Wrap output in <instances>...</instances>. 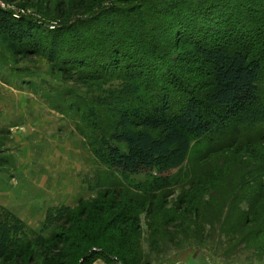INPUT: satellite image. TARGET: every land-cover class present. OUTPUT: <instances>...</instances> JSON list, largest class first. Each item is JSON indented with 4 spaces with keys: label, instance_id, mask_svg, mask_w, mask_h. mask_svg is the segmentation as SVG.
Returning <instances> with one entry per match:
<instances>
[{
    "label": "trees",
    "instance_id": "trees-1",
    "mask_svg": "<svg viewBox=\"0 0 264 264\" xmlns=\"http://www.w3.org/2000/svg\"><path fill=\"white\" fill-rule=\"evenodd\" d=\"M100 2L85 0V6H79L78 10L85 13L83 11L87 12ZM131 2L122 10L101 9L91 19L78 21L76 26L46 33L41 32L33 21L14 18L10 12L0 9V38L17 59L41 54L68 75L75 68L79 71L88 69L91 76L114 74L121 77V93L127 99L122 102L113 94L101 102L100 106L108 107L113 120L111 129L106 133L94 130L95 133L87 136L88 146L95 160L112 175H117L121 182L129 183L132 177L155 173L156 177L147 185L131 186L135 191L143 192L142 199L149 203L164 196L156 193L168 189V173L186 163L193 143L217 142L212 149L221 154L235 148L228 152L233 159L232 166H226L228 159L221 157L223 168L208 165V169L203 168L204 172L196 171L190 189L178 199L182 210L178 207L170 212L168 220L164 216L163 226L159 229L166 235L163 229L180 221L175 227V237L192 236V230H199L200 224L213 228L215 221L222 219L221 225L228 237L239 238L238 243H245L249 249H264V0H219L218 4L211 3L217 6L212 8L213 12L219 11L217 16L208 12L206 19L191 24L195 26L193 30L204 28L197 30L205 35L207 47L196 44L192 53L202 60L208 83L202 96H190L185 92L182 102L172 99L168 87V84L180 85L170 76V69L177 65L180 57L168 56L165 49L155 44L158 39L152 35L155 26L149 23L159 24V21H151L150 12L175 16L174 9L180 10L186 4L179 6L176 0ZM188 3L186 13L192 8L202 10L207 7L199 0H188ZM141 10L146 12L149 26L139 17ZM90 27H93L91 33L95 38L86 40L88 38L82 30ZM134 27L148 28L141 37L145 46L150 45L143 53L149 59L140 66L132 65L125 57L131 54L128 47H132L129 44L132 38L140 37L138 33L135 37L126 34L125 29ZM183 28L184 25L179 24L174 34L180 31V37L186 35L187 30ZM118 32L121 34L116 37ZM45 41H48L46 47ZM88 43L93 45L86 47ZM77 44L82 47L80 52L75 47ZM175 44L174 50L180 51L183 45L177 41ZM243 148L258 154L248 158L249 161L254 159V166L248 167L247 161L235 159L234 152ZM223 174L229 177L228 181L219 179ZM204 193L209 199L205 204L202 203ZM121 194L112 191L111 194H101L93 203L80 202L76 208L65 207L49 212L43 230L52 225L58 227L47 239L39 236L28 239L21 232L22 222L12 219V223L8 216H2L0 263L15 261V264H25L33 261L38 253L43 257L49 251L58 250L59 255L55 254V257L65 264H79L80 261L87 264L95 257L108 259L112 264H140L124 235L134 227L136 216L129 208L125 217L115 214L118 207L124 208V203L119 202ZM241 196L247 198V210L232 207ZM231 200L235 202L230 205ZM228 204L230 207L226 212L225 205ZM108 210L113 214L102 223ZM198 212L203 218L201 222V216L196 215ZM99 222L100 232L90 236L88 226ZM66 226L71 229L65 230ZM163 238L167 243L169 237ZM69 253L71 256H67ZM50 261L51 264L57 262L52 257Z\"/></svg>",
    "mask_w": 264,
    "mask_h": 264
},
{
    "label": "rangeland",
    "instance_id": "rangeland-1",
    "mask_svg": "<svg viewBox=\"0 0 264 264\" xmlns=\"http://www.w3.org/2000/svg\"><path fill=\"white\" fill-rule=\"evenodd\" d=\"M176 1L179 6L184 3L186 5L180 10L174 9L175 16L171 13L164 15L150 12L151 21H159L158 26L149 23L144 10L140 11L139 17L145 19L147 25L149 23L155 26L152 35L159 40L154 42L165 49L164 53L180 57L177 65L170 69L172 80H178L180 85L168 84V87L172 91V99L182 102L185 92L190 96H202L208 83L204 77L206 69L202 60L192 53V47L196 44L207 47L206 38L203 37L205 35L198 31L204 28L193 30L195 26L191 24L199 19H206L208 12L211 14L212 8H217L211 3L218 4L219 0H199L207 7L202 10L192 8L188 13L184 11L186 7L189 8L188 0ZM84 2L85 0H0V4L4 5V8L0 5V9L10 12L14 18L33 21L41 32L46 33L57 30L60 32L65 26H76L78 21L91 19L101 9L122 10L132 4L131 0H101L82 13L78 8L84 7ZM218 13L216 10L212 14L217 16ZM179 24H183V29L187 30V34L182 37L180 31L174 34ZM93 27L82 30L88 38L86 40L95 38L94 33H91ZM147 27L143 30L139 27L125 29L126 34L134 37L137 33L140 35L128 42L132 46L128 47L131 54L125 57L132 65L140 66L149 59L143 53L148 51L150 45L145 46L141 37V33L147 32ZM121 32L114 34L119 37ZM176 41L183 45L180 51L174 50ZM45 43L46 41L43 43L46 47L48 41ZM141 44L144 47H140ZM85 45L84 43L83 46ZM87 45L86 47H90L93 44ZM75 47L80 52L81 45L77 44ZM103 75L91 76L88 69L79 71L75 68L68 75L67 72L59 71L55 63L41 54L17 59L6 49L0 38V218L8 216L12 223V219L22 222L24 225L21 232L28 239L34 240L38 236L47 239L58 227L52 225L43 230L49 212L65 207L76 208L80 202L93 203L101 194L116 191L122 193L119 202L124 203V208L118 207L115 214L125 217L129 208L136 216L134 227L124 235L130 250L136 252L134 257L139 259L140 264H264V249H249L245 243H238L239 238L234 240L228 237L223 231L222 219L216 220L213 228L200 224L199 230H192V236L175 237V227L180 221L163 229L166 230V235L159 229L163 226L164 216L168 220L170 212L178 207L182 210L183 206L178 203V199L190 189L196 171L204 172L208 165L223 168L220 165L221 157L228 159L226 166H232L233 159L228 152H233L235 148L221 154L212 149L217 142L193 143L186 163L180 169L168 173L170 185L163 191L165 193L158 190L156 195L164 196L153 203L143 200L144 193L135 191L131 186L147 185L156 177L155 173L132 177L129 183H124L95 160L89 149L87 136L95 133L94 130L109 132L113 122L108 107H101V102L113 94L114 98L119 96L122 102L127 99L121 93V77L114 74ZM212 152L216 154L206 159ZM234 154L235 159L247 161L248 167L255 165L254 159L249 161L248 158L258 156L249 148H243ZM219 179L226 182L229 177L223 174ZM243 197L235 200L236 202L232 199L229 204L235 202L232 205L234 209L247 210L248 201ZM208 200V195L204 193L202 203L205 204ZM229 204L227 207L225 205L226 212ZM107 212L109 214L107 213V218L102 223L113 214L110 210ZM196 215L198 218L201 216L200 222L203 221L199 212ZM69 229L71 227L66 226L65 230ZM100 230V222L87 228L90 236ZM163 236L169 237L167 243ZM116 237L120 238L118 235ZM55 254L59 255L58 250L49 251L43 257L38 253L33 261H26L25 264H51V257L56 259L55 264H65ZM110 262L108 259L95 257L87 264H112ZM0 264H15V261Z\"/></svg>",
    "mask_w": 264,
    "mask_h": 264
},
{
    "label": "built area",
    "instance_id": "built-area-1",
    "mask_svg": "<svg viewBox=\"0 0 264 264\" xmlns=\"http://www.w3.org/2000/svg\"><path fill=\"white\" fill-rule=\"evenodd\" d=\"M2 8H4V5L3 4H0Z\"/></svg>",
    "mask_w": 264,
    "mask_h": 264
}]
</instances>
